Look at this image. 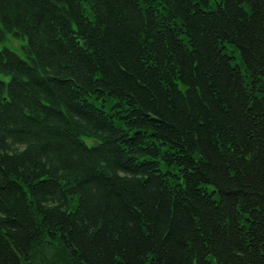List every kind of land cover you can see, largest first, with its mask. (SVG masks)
<instances>
[{"label":"trees","instance_id":"obj_1","mask_svg":"<svg viewBox=\"0 0 264 264\" xmlns=\"http://www.w3.org/2000/svg\"><path fill=\"white\" fill-rule=\"evenodd\" d=\"M0 264H264V0H0Z\"/></svg>","mask_w":264,"mask_h":264},{"label":"rangeland","instance_id":"obj_2","mask_svg":"<svg viewBox=\"0 0 264 264\" xmlns=\"http://www.w3.org/2000/svg\"><path fill=\"white\" fill-rule=\"evenodd\" d=\"M5 44V46L14 50H17L21 46V42L13 38H7Z\"/></svg>","mask_w":264,"mask_h":264}]
</instances>
